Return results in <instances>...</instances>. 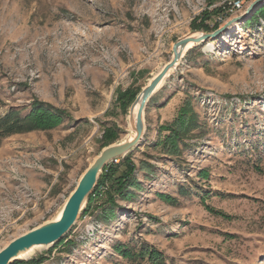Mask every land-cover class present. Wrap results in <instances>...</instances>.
I'll use <instances>...</instances> for the list:
<instances>
[{"label": "rangeland", "instance_id": "374dc122", "mask_svg": "<svg viewBox=\"0 0 264 264\" xmlns=\"http://www.w3.org/2000/svg\"><path fill=\"white\" fill-rule=\"evenodd\" d=\"M236 1L0 0V116L40 102L65 112L44 129L0 139V252L56 219L109 147L101 149L105 128L119 129L110 146L123 141L135 100L177 41L245 16L184 54L146 108L144 138L126 155L141 187L117 199L107 219L103 194L84 213L97 182L73 228L27 260L151 264L114 249L146 243L166 264H264V1L248 14L256 0L232 11ZM188 97L201 127L168 158L160 129ZM203 199L232 219L207 211Z\"/></svg>", "mask_w": 264, "mask_h": 264}, {"label": "trees", "instance_id": "16d2710c", "mask_svg": "<svg viewBox=\"0 0 264 264\" xmlns=\"http://www.w3.org/2000/svg\"><path fill=\"white\" fill-rule=\"evenodd\" d=\"M251 21L253 22V19H251L250 22ZM202 27L204 28V26L198 27L196 23L193 24V29H199ZM204 30L208 31L209 28H205ZM196 48L197 47L190 50L188 55ZM128 95L129 93H126L123 95V98H127L129 101H132L136 97L135 92L129 97ZM154 101L155 95L149 102L148 107L151 106ZM64 118L65 112L42 102L34 104L30 113L25 115L14 110H9L3 116H0V139L14 134L44 129L47 126H51L57 119L63 120ZM200 127L201 122L199 115L192 105L191 97H188L179 108L177 117L174 121L162 126L160 129L161 133H166L162 139L163 141L159 144L164 151V155L168 158L174 156L180 157L182 154L181 145L188 147L185 144V140L192 138L193 133L198 131ZM118 131L119 129L117 127L105 128L102 136L101 149L112 145L119 139ZM123 160L124 161L120 166L113 165L112 163L105 166L93 194L88 197V205L84 210V213L90 210V206L95 198H98L103 194L102 196H105V202H103L102 205L109 216L107 219L112 218L116 207L118 206L117 199H129L132 197L131 190L141 187L135 176V172L137 170L135 163L128 158V156H125ZM141 169L147 171L149 166H145ZM202 176L207 177L208 175L204 172ZM160 197L168 202L174 201L172 196L161 195ZM202 202L205 205L206 210L210 213L227 220L232 219L231 216L225 214L224 212L215 210L214 208L206 205L205 199H203ZM64 243L65 241H62L60 245H63ZM114 249L125 259L147 260L151 264H166L164 255L159 250L146 243L142 244L137 251L130 246H122L120 244H116ZM42 262L43 261L41 259H31L15 262L13 264H41Z\"/></svg>", "mask_w": 264, "mask_h": 264}, {"label": "water", "instance_id": "95a60500", "mask_svg": "<svg viewBox=\"0 0 264 264\" xmlns=\"http://www.w3.org/2000/svg\"><path fill=\"white\" fill-rule=\"evenodd\" d=\"M264 0H256L251 7L248 9L247 14L251 12V10L256 7L258 4L263 2ZM245 16L235 18L225 24L223 27L217 29L213 33L201 34L199 38H192V36H187L179 41H177L173 46V57L172 60L165 65L162 71L153 78V80L146 86L142 92L141 96V105L139 108V112L137 115V123H136V138L126 144L119 143L118 145H113L105 148L102 153L98 156V158L94 161L93 165L88 169L83 178L81 179L78 187L76 188L74 195L67 202L65 211L63 213L61 221L48 228H40L34 231H31L29 234L24 235L23 237L13 241L9 246H7L4 250L0 252V264H12L16 261L22 259H16L13 262H7L9 259L13 257L19 250L25 249L31 246H53L57 242H59L65 234H67L74 225V220L76 214L78 213V209L81 203H85L89 194H91L99 180L100 174H102L105 166L114 160L125 157L128 153L134 150L136 147L140 145L144 138L146 125H145V111L148 107L149 102L152 97L156 94L160 85H162L165 78L168 74L176 69L181 60L184 57V51L188 47L189 44L195 43L197 45H201L202 43L208 42L209 40L215 39L220 36L222 33L231 28L234 24L242 21ZM139 95V96H140ZM139 96L134 102H137ZM133 105V107H134ZM132 107V109H133ZM108 148H111V151L107 154H103L104 151ZM97 176L96 184L91 188V179ZM91 188V190H90ZM45 227V226H43ZM70 227V228H69ZM37 231V232H36Z\"/></svg>", "mask_w": 264, "mask_h": 264}, {"label": "bare ground", "instance_id": "6f19581e", "mask_svg": "<svg viewBox=\"0 0 264 264\" xmlns=\"http://www.w3.org/2000/svg\"><path fill=\"white\" fill-rule=\"evenodd\" d=\"M192 38H199L201 36V33H195L193 35H191ZM197 46V44L195 43H191L188 45V47L186 48V50L184 51V54H186L187 52H189L191 49L195 48ZM182 64V63H181ZM164 68V67H163ZM162 68V69H163ZM162 69L156 73V75H154L153 78H155L156 76H158V74L162 71ZM153 78L149 81V83L153 80ZM149 85V84H148ZM161 87V85H160ZM159 87V88H160ZM159 90V89H158ZM141 96H139L137 102L135 103L132 111H131V114H130V117H129V132L127 134V136L123 139V141L121 142L122 144H126V143H129L131 141H133L136 136H137V133H136V123H137V115H138V112H139V108H140V105H141ZM111 151V148H108L104 151L103 154H107L108 152ZM93 165V164H92ZM91 165V166H92ZM96 179H97V176H94L92 179H91V188L96 184ZM90 188V190H91ZM75 192V191H74ZM74 192L72 193V195L70 196V198L74 195ZM69 198V199H70ZM69 202V200L67 201ZM67 205V204H66ZM66 205L64 206V208L60 211V213L58 214V216L56 217V219L50 223H48L47 225H45V227H41V229L43 228H48V227H51L53 225H56L58 224L61 219H62V216H63V213L65 211V208H66ZM84 205L85 203H81L79 209H78V213L76 214V217H75V220H74V223H76L77 219L79 218V214L82 212L83 208H84ZM75 225V224H74ZM72 225V226H74ZM70 228V227H69ZM73 228V227H72ZM71 228V229H72ZM40 229V228H39ZM37 230V229H36ZM37 232V231H36ZM50 246H31V247H28V248H25V249H21L19 250L16 254L13 255V257L11 259H9L7 262H13L14 260L16 259H22L23 261H26L27 259L31 258L32 256H34L35 254H37L39 251H43L44 249H48Z\"/></svg>", "mask_w": 264, "mask_h": 264}, {"label": "built area", "instance_id": "2783aa9c", "mask_svg": "<svg viewBox=\"0 0 264 264\" xmlns=\"http://www.w3.org/2000/svg\"><path fill=\"white\" fill-rule=\"evenodd\" d=\"M241 7H242V3L239 0H237L236 2H234L232 6V11L239 10ZM115 162H118V160H116Z\"/></svg>", "mask_w": 264, "mask_h": 264}]
</instances>
